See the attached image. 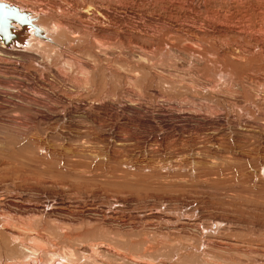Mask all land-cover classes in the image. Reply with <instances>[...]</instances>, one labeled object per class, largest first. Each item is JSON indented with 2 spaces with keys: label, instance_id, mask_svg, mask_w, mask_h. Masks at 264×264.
Masks as SVG:
<instances>
[{
  "label": "rangeland",
  "instance_id": "rangeland-1",
  "mask_svg": "<svg viewBox=\"0 0 264 264\" xmlns=\"http://www.w3.org/2000/svg\"><path fill=\"white\" fill-rule=\"evenodd\" d=\"M7 1L106 15L72 18L89 41L73 26L64 50H0V260L264 264V15L251 9L264 0Z\"/></svg>",
  "mask_w": 264,
  "mask_h": 264
},
{
  "label": "bare ground",
  "instance_id": "bare-ground-1",
  "mask_svg": "<svg viewBox=\"0 0 264 264\" xmlns=\"http://www.w3.org/2000/svg\"><path fill=\"white\" fill-rule=\"evenodd\" d=\"M66 1H67V0H66ZM74 1H75V0H74ZM74 1H73V2H74ZM93 1H95V0H93ZM97 1H98V0H97ZM113 1H114V0H113ZM180 1H181V0H180ZM208 1H209V0H207V2H208ZM217 1H218V0H217ZM223 1H224V0H223ZM227 1H228V0H227ZM258 1H259V0H252V2H258ZM0 2L7 3V4L11 5V6H17L21 11L28 12L29 15L33 18V22H34L33 27H29V26H27V28H24V27H22V26H21L20 24H18V23H14V24H13V31H14V33H15V32H17V33H18V32H22V36H21V37H22V41H23V43H21V44L18 43V44H16V45L9 46V45H6V44L1 40V37H0V50H3V51L5 50V52L8 51V53L11 52L10 54L13 53V54H15V55H22V53H23L24 51H26V47H27V46H30V43H31L32 41H36L37 43L35 42V44H39V45H38L39 47L47 46V47H49V48H51V49H55L56 51H57V50H64V49H62V48H64V47H65V44H68V43H65V44L61 43L62 40H64V39H62L63 37H61V36H63V34H64L65 32H68V33H69L70 31H68V30H70V29L73 30V26H75V27L78 29V31H79V32H78V31L76 30L77 33H79V36H81V37H78V38L81 39V38L83 37V35H84V34H83V35L81 34L82 31H80V30L82 29V27H83L84 25L86 26V24H84L85 22L83 23L84 25H81V26L78 25V27H79V28H78V27L74 24V23H76V22H73L74 20L76 21V19H80V18H81V19H84V20H85V19H88V20H89V18L92 19V17L95 16V15H97L98 13H99V14H102V15H104V16L106 15V13L103 12V9H97V10H100V11H98V13H95V15H94V13H92V12H95V11L91 10L90 8H89V10H87V12H86V8H87V7L85 8V6H86V5H90V4L92 3V2H90V0H89L90 3L87 2L88 4H86V3L83 4V3H82V5H83L84 8H85V11L83 10V12H80L79 14L77 13V15L80 16V18H76V16H75V17H71V19H72V18H76V19H74L73 21H72L71 19H69V17H70L69 15H68L69 17L67 18V16H66L65 14H63V12L66 10V7H65V10H64L63 12H62V9H63V8H62V9H61L62 14H61V13L59 14L58 10L60 9V7L58 8V10H56L57 12H52V13H50V12L53 11V10H51V8H50V11H49V10H46V9H49V8H47V7H46L45 10L48 11V12H45L43 9H42V10L40 9V10L32 11V10H30V9L27 10V9H25L24 7H21V6L17 5V4H15V3H12V1L10 2V1H7V0H0ZM45 2H46V1H45ZM58 2H59V1H58ZM71 2H72V1H71ZM73 2H72V3H73ZM224 2H225V1H224ZM248 2H249V1H248ZM46 3L50 4L49 1H47ZM54 3H55V2H54ZM54 3H53V4H54ZM56 3H57V1H56ZM59 3H60V2H59ZM59 3H57V7H58ZM66 3H67V2H66ZM66 3H64V4H66ZM76 3H78V4L81 5V3H79L78 1H77ZM76 3H75V4H76ZM109 3H110V2H109ZM122 3H123V2H122ZM175 3H176V2H175ZM196 3H197V2H196ZM209 3H210V2H209ZM60 4H61V3H60ZM73 4H74V3H73ZM85 4H86V5H85ZM92 4H93V5H90V6H94V3H92ZM96 4H97V3H96ZM216 4H217V3H216ZM221 4H223V3H222V0H221ZM224 4H227V3H224ZM55 5H56V4H55ZM98 5H101V4H98ZM98 5H97L96 7H98ZM209 5H210V4H209ZM51 6H53V5L51 4ZM51 6L49 5V7H51ZM60 6H62V5H60ZM63 6H64V5H63ZM72 6H73V5H72ZM111 6H112V5H111ZM124 6H125V5H124ZM221 6H222V5H221ZM238 6H240V5H238ZM55 7H56V6H55ZM57 7H56V8H57ZM73 7H74V6H73ZM76 7H78V6L76 5ZM100 7H102V6H99V8H100ZM185 7H186V6H185ZM52 8H53V7H52ZM68 8H69V7H68ZM70 8H71V7H70ZM70 8H69V9H70ZM74 8H75V7H74ZM74 8H73V9H74ZM81 8H82V7H81ZM91 8H94V7H91ZM103 8H104V7H103ZM113 8H114V7H113ZM168 8H169V7H168ZM193 8H194V7H193ZM235 8H236V6H235ZM238 8H239V7H238ZM249 8H250V7H249ZM261 8L264 9L263 4H262V6H260L259 8H256L255 5H254L253 7H251V9L253 10L252 12L255 13L256 15H261V14L264 15V13L261 12V11H262ZM69 9H68V12H69ZM75 9H76V8H75ZM105 9H106V7H105ZM110 9H111V8H110ZM114 9H115V8H114ZM71 10H72V9H71ZM97 10H96V12H97ZM116 10H117V8H116ZM188 10H189V9H188ZM54 11H55V10H54ZM66 11H67V10H66ZM74 11H75V10H74ZM74 11H73V13H74ZM76 11H79V10L77 9ZM81 11H82V10H81ZM117 11H118V10H117ZM119 11H120V10H119ZM173 11H174V10H173ZM156 12H157V11H156ZM163 12H164V11H163ZM177 12H178V11H177ZM64 13H65V12H64ZM66 13H67V12H66ZM110 13H111V12H110ZM67 14H68V13H67ZM75 14H76V13H74V15H75ZM99 14H98V15H99ZM111 14H112V13H111ZM184 14H185V13H184ZM74 15H73V16H74ZM98 15H97V16H98ZM107 15H108V14H107ZM71 16H72V14H71ZM100 16H101V15H100ZM100 16H99V18H100ZM104 16H103V17H104ZM109 16H110V15H109ZM114 16H115V15H114ZM189 16H190V15H189ZM192 16H193V15H192ZM95 17H96V16H95ZM95 17H94V18H95ZM115 17H116V16H115ZM117 17H118V16H117ZM179 17H180V16H179ZM222 17L224 18V16H222ZM225 17H226V15H225ZM262 17H263V16H262ZM99 18H97V21H98ZM101 18H102V17H101ZM101 18H100V19H101ZM109 18H110V17H109ZM109 18H108V19H109ZM113 18H114V17H113ZM223 18H221V19L223 20ZM263 18H264V17H263ZM121 19H122V17H121ZM179 19H180V18H179ZM183 19H184V18H183ZM186 19H187V17H186ZM188 19H189V18H188ZM193 19H194V18H193ZM218 19L220 20V18H218ZM259 19H260V18H259ZM45 20H49V21H50L49 24H47L48 21H45ZM88 20H87L86 22H87V23H90V22H89L90 20H89V21H88ZM94 20L96 21V19H94ZM103 20H104V19H103ZM105 20H106V19H105ZM190 20H191V19H190ZM195 20H196V19H195ZM202 20H203V19H202ZM215 20H216V19H215ZM222 20H221L220 22L223 24V23L225 22V21H224L225 19H224L223 21H222ZM260 20H261V19H260ZM263 20H264V19H262V21H263ZM77 21H78V20H77ZM80 21H81V20H79V22H80ZM92 21H93V20H92ZM95 21H93V23H94ZM101 21H102V20H101ZM110 21H111V20H110ZM110 21H109V23H110ZM171 21H172V20H171ZM174 21H175V20H174ZM187 21H188V20H187ZM187 21H185V22H187ZM206 21H207V20H206ZM209 21H210V20H209ZM217 21H218V20H217ZM217 21H216V22H217ZM226 21H227V20H226ZM105 22H106V21H105ZM116 22H117V20H116ZM129 22H131V21H129ZM176 22H177V21H176ZM178 22H179V20H178ZM180 22H181V21H180ZM191 22H192V21H191ZM197 22H198V21H197ZM199 22H200V21H199ZM220 22H219V23H220ZM77 23H78V22H77ZM81 23H82V22H81ZM95 23H96V22H95ZM95 23H94V24H95ZM99 23H100V21H99ZM106 23H107V22H106ZM113 23H114V22H113ZM174 23H175V22H174ZM182 23H183V22H182ZM182 23H181V24H182ZM188 23H189V22H188ZM200 23H201V22H200ZM211 23H212V22H211ZM219 23H218V24H219ZM221 23H220V24H221ZM225 23H227V22H225ZM232 23H233V22H232ZM90 24H92V23H90ZM102 24L104 25L105 23H102ZM125 24H127V23H125ZM130 24H131V23H130ZM170 24H171V23H170ZM185 24H186V23H185ZM192 24H193V23H192ZM192 24H191V25H192ZM204 24H206V23H204ZM212 24H213V23H212ZM214 24H216V23H214ZM214 24H213V25H214ZM229 24H231V23L229 22ZM263 24H264V22H263ZM87 25H88V24H87ZM98 25H100V24H98ZM107 25H109V24H107ZM110 25H111V24H110ZM206 25L209 26L208 24H206ZM213 25H212V26H213ZM89 26H90V25H89ZM95 26H96V24H95ZM185 26H187V25H185ZM193 26H194V25H193ZM197 26H199V25H197ZM215 26H216V25H215ZM215 26H214V27H215ZM217 26H218V25H217ZM222 26H223V25H222ZM224 26H225V25H224ZM224 26H223V29H224ZM28 27H29V28H28ZM36 27H38V28L41 30L43 36H45L44 38H42V37L39 36V35H35ZM87 27H88V26H87ZM91 27H93V26L91 25ZM96 27H97V26H96ZM106 27H107V26L105 25V30H106ZM177 27H178V26H177ZM187 27H188V26H187ZM199 27H201V26H199ZM199 27H197V28H199ZM202 27H203V25H202ZM225 27H227V25H226ZM228 27H229V26H228ZM85 28H86V27H85ZM85 28H84V29H85ZM89 28H90V27H89ZM93 28H94V27H93ZM99 28H100V26H99ZM128 28H129V27H128ZM135 28H136V27H135ZM184 28H186V27H184ZM190 28H191V27H190ZM27 29H28V30H27ZM91 29H92V28H91ZM94 29H95V28H94ZM94 29H92L93 32H94ZM100 29H104V28L101 27ZM100 29H99V30H100ZM176 29H177V28H176ZM182 29H183V28H182ZM193 29L196 30V28H193ZM225 29H226V28H225ZM261 29H262V28H261ZM85 30H86V29H85ZM114 30L117 31V28L114 29ZM128 30H130V29H128ZM138 30H140V29H138ZM174 30H175V29H174ZM178 30L181 31L179 28H178ZM184 30H185V29H184ZM190 30H191V29H190ZM195 30H193V31H195ZM212 30H213V29H212ZM212 30H211V31H212ZM235 30H236V29H235ZM76 31H74V32L71 31V32H72L73 34H76ZM89 31H90V30H88V33H89ZM103 31H104V30H103ZM131 31H132V29H131ZM134 31H137V29L134 30ZM143 31H144V30H143ZM172 31H173V30H172ZM198 31H199V30H198ZM198 31H197V32H198ZM220 31H221V29H220ZM226 31H227V30H226ZM232 31H233V30H232ZM232 31H231V32H232ZM84 32H85V31H84ZM91 32H92V31H91ZM91 32H90V33H91ZM93 32H92V37H93V35H94V33H95L96 31H95L94 33H93ZM127 32H128V31H127ZM170 32H171V31H170ZM173 32H174V31H173ZM176 32H178V31H176ZM212 32H213V31H212ZM224 32H225V31H224ZM228 32H229V31H228ZM228 32H227V33H228ZM236 32H237V31H236ZM236 32H235V33H236ZM90 33H89V34H90ZM99 33H100V32H99ZM107 33H108V32H107ZM114 33H115V32H114ZM114 33H113V34H114ZM143 33H145V32H143ZM168 33H169V32H168ZM180 33H181V32H180ZM210 33H211V32H210ZM214 33H215V32H214ZM214 33H213V34H214ZM233 33H234V32H233ZM73 34H72V35H73ZM89 34H88V36H89V38H90L91 34H90V35H89ZM95 34H97V32H96ZM116 34H117V33H116ZM136 34H137V33H136ZM139 34H140V32H139ZM146 34H147V33H146ZM166 34H167V33H166ZM166 34H163V36H164V35L166 36ZM222 34H226V33H222ZM66 35H68V34L66 33ZM70 35H71V34H69L68 36H70ZM72 35H71V36H72ZM86 35H87V34H86ZM97 35H98V34H97ZM97 35H96L95 37H97ZM99 35H100V34H99ZM101 35H102V33H101ZM103 35H105V34H103ZM103 35H102V36H103ZM108 35H110V34H107V36H108ZM167 35H168V34H167ZM207 35H208V34H207ZM219 35H220V34H219ZM71 36H70V37H71ZM107 36H106V37H107ZM117 36H118V34H117ZM133 36H134V35H133ZM135 36H136V35H135ZM135 36H134V37H135ZM171 36H172V35H171ZM176 36H178V35H174L173 37H176ZM184 36H185V35H184ZM210 36H211V35H210ZM226 36H227V35H226ZM60 37H61V38H60ZM70 37H69V38H70ZM73 37H74V36H73ZM73 37H71V39H72ZM95 37H94V39H95ZM98 37H100V36H98ZM98 37L96 38V41L99 39ZM103 37H104V36H103ZM106 37H104L103 40H105ZM114 37H115V36H114ZM114 37H113V39H114ZM118 37H119V36H118ZM118 37H117V39H118ZM139 37H140V36H139ZM161 37H162V36H161ZM166 37H167V36H166ZM178 37H179V36H178ZM178 37H176V38H178ZM180 37H181V34H180ZM221 37H222V36H221ZM59 38H60V39H59ZM64 38H65V37H64ZM75 38H77V36H76ZM86 38H87V37H86ZM89 38H88V39H89ZM120 38H121V37H120ZM130 38H131V37H130ZM146 38H147V37H146ZM159 38H160V37H159ZM159 38H158V41L161 40V39H163L164 37H162L161 39H159ZM202 38H203V37H202ZM61 39H62V40H61ZM82 39H84V38H82ZM101 39H102V38H100V40H101ZM107 39H108V38H107ZM109 39H110V37H109ZM117 39H116V40H117ZM141 39H142V38H141ZM144 39H145V38H144ZM166 39H167V38H166ZM178 39H179V41H181V42H182V41L185 42V40H186V39L180 40V39H182V38H178ZM59 40H61V42H60ZM72 40H74V39H72ZM78 40H79V39H78ZM78 40H75V42H74V43L77 44V45L80 43V40H79V43H77ZM84 40H85V39H84ZM84 40H83V41H84ZM90 40H91V39H90ZM110 40H111V39H110ZM110 40H109V42H110ZM116 40H115V41H116ZM118 40H120V39H118ZM130 40H132V38H131ZM153 40H154V39H153ZM163 40H164V39H163ZM167 40H169V37H168ZM167 40H166V41H165V40H164V41H159V42H162V43L165 42V43H166ZM83 41H81V43L84 44V45H86L85 43H83ZM86 41L88 42L89 40H85L84 42H86ZM92 41H93V39H92ZM101 41H102V40H101ZM101 41H97V42L100 43ZM105 41H106V40H105ZM111 41H112V40H111ZM121 41H123V40H121ZM121 41H119V42L121 43ZM134 41H135V39H134ZM148 41H152V38H151V40H148ZM202 41H203V43L200 41V42H201V45L204 44V40H202ZM65 42H66V41H65ZM67 42H68V41H67ZM90 42H91V41H90ZM97 42H96L97 46H95V47H97L96 50H98V48H99V49L101 48V49L103 50L104 47L102 48V47L100 46V44H98ZM102 42H103V41H102ZM102 42H101V43H102ZM72 43H73V42H72ZM74 43H73V44H74ZM81 43H80V46H81ZM91 43H92V42H91ZM103 43H104V42H103ZM115 43H117V42H115ZM120 43H119V44H120ZM144 43H148V42H144ZM149 43H150V42H149ZM152 43H156V41H154V42H152ZM167 43H168V42H167ZM170 43H171V42H170ZM172 43H174V41H173ZM185 43H186V42H185ZM185 43H183V44H185ZM89 44H90V43H89ZM110 44H111V48L114 47V46H112L113 44H112L111 42H110ZM130 44H132V41H131ZM133 44H134V43H133ZM133 44H132V45H133ZM174 44H175V46H176V43H174ZM174 44H172V45H174ZM178 44H179V43H178ZM190 44H191V43H190ZM190 44H189V46H190ZM192 44H193V42H192ZM25 45H26V46H25ZM62 45H63L64 47H62ZM68 45H69V44H68ZM91 45H92V44H91ZM98 45H99L100 47H99ZM101 45H103V44H101ZM105 45H107V44L105 43L104 46H105ZM145 45H146V44H145ZM153 45H154V44L150 45V47L153 46ZM155 45H156V44H155ZM161 45L163 46V44H161ZM197 45H198L197 43H196V45L194 44V46H195L197 49L200 48L199 45H198V46H197ZM201 45H200V46H201ZM73 46H74V45H73ZM116 46H118V48H119V47H120V48L122 47L123 49H125V48H124V47H125V42H124V46H123V43H122V45H118V44H116ZM135 46L137 47L136 44L133 45V47H135ZM157 46H158V45H157ZM180 46H181V45H180ZM185 46H186V45H185ZM204 46H205V45H204ZM91 47H93V46H91ZM106 47L109 48L108 46H105V48H106ZM145 47H147V45H146ZM154 47H155V46H154ZM171 47H172V46H171ZM205 47H206V46H205ZM205 47H204V49H205ZM29 48H30V47H29ZM71 48H72V47H71ZM83 48H85V47L83 46ZM86 48H87V47H86ZM93 48H94V47H93ZM105 48H104V49H105ZM107 48H106L105 50H109V49H107ZM114 48H115V47H114ZM122 48H121V49H122ZM128 48H130V49L132 50V47H131V46L128 47ZM157 48H159V47H157ZM177 48H180V47L177 46ZM183 48H184V46H183ZM186 48H187V47H186ZM192 48H193V46H190V50H191ZM201 48H203V47H201ZM208 48H209V47H206V50H205V51H208ZM79 49H80V48H79ZM81 49H82V47H81ZM112 49H113V48H112ZM172 49H173V48H172ZM172 49H171V50H172ZM181 49H182V48H180V50L177 49V50L180 51V54L183 53V52L185 51V49H183L184 51L182 50L183 52H181ZM204 49H200L201 52H202V55H203V56H202V55H199V54H201V53H200V50L198 49V50H199V51H198L199 54L196 53L197 51L195 52L194 50H191L192 55H191L190 57L194 56V55H193V54H194L193 51H194V52L196 53V57H197V54H198L199 57L202 56L203 59H206V58H204V56L207 55V53H208L209 51L206 52L205 55H204V54H203V53H204V51H203ZM66 50H67V49H66ZM92 50L95 51V49H92ZM102 50H101V54H102V53L104 54V52H103L104 50H103V51H102ZM117 50H118V49H117ZM139 50H140V49H139ZM163 50H164V49H163ZM175 50H176V49H175ZM177 50H176V51H177ZM187 50H188L187 52L190 54V50H189V49H187ZM76 51H77V49H76ZM85 51H86V50H85ZM85 51H84V53L87 54V52H85ZM113 51L115 52V50H113ZM140 51H141V50H140ZM148 51H149V50H148ZM210 51H212L211 48H210ZM250 51H251V50H250ZM91 52H92V51H91ZM97 52H98V51H97ZM107 52H108V51H107ZM114 52H112V53H114ZM158 52H159V51H158ZM158 52H157V49H156V52H154L155 55H156V53H158ZM187 52L185 51L186 54H187ZM252 52H253V51H252ZM76 53H77V52H76ZM172 53H173V52H172ZM174 53H175V52H174ZM178 53H179V52H178ZM24 54H25V52H24ZM81 54H83L82 50H81ZM85 54H83V55L86 56ZM114 54H115V53H114ZM149 54H150V53H149ZM159 54H160V53H158L157 55H159ZM211 54H212V53H210V55H211ZM254 54H255V53H254ZM96 55H97V54H96ZM96 55H95V56H96ZM108 55H109V54H108ZM108 55H107V56H108ZM110 55H111V54H110ZM136 55H137V54H136ZM160 55H161V54H160ZM177 55H178V54H177ZM181 55H182V54H181ZM212 55H214V54H212ZM212 55H211V57H212ZM249 55H250V54H249ZM260 55H261V54H259V57H260ZM105 56H106V55H105ZM208 56H209V55H208ZM251 56H253V54H252ZM87 57H88V56H87ZM98 57H99V56H98ZM98 57L96 56V58H98ZM102 57H104V55H103ZM111 57H114V55L111 56ZM135 57H136V56H135ZM161 57L164 58L163 56H161ZM181 57H182V56H181ZM184 57H185V55H184ZM199 57H198V59L201 60V57H200V58H199ZM205 57H207V56H205ZM211 57H207L206 60L211 61V60H210ZM216 57H217V58L214 57V60L212 59L214 62H215V60H218V58H219L218 56H216ZM220 57H221V56H220ZM256 57H258V56H256ZM256 57H255V58H256ZM46 58H47V57H46ZM88 58H89V57H88ZM88 58H87V59H88ZM92 58L94 59V56H92ZM92 58H91V59H92ZM99 58L101 59V57H99ZM99 58H98V60H100ZM138 58H139V56H138ZM167 58H168V57H167ZM167 58H166V59H167ZM186 58L188 59L189 57L186 56ZM208 58H210V59H208ZM114 59H115V58H114ZM184 59H185V58H184ZM190 59H191V58H190ZM203 59H202V61L204 62L205 60H203ZM219 59H221V60H222V64L225 65V63H226L225 57L223 58V59L225 60V63H223L224 60H223L222 58H219ZM60 60H61V59H60ZM94 60H96V59H94ZM144 60H145V59H143V61H144ZM194 60H195V59H194ZM221 60H220V61L218 60V62H219L220 65H221ZM96 61H97V60H96ZM138 61H139V60H138ZM141 61H142V60H141ZM141 61H140V62H141ZM192 61H193V59H192ZM202 61H201V62H202ZM209 61H208V62H209ZM227 61H228V60H227ZM260 61H261V60H260ZM94 62H95V61H94ZM100 62H101V61H100ZM124 62H125V61H124ZM208 62H206V63H207V65H209V66H211L212 64H215L214 67H213V66L211 67V69H212V68H215L216 70H217V69H220V68L217 67V63H218V62H215V63L213 62L212 64L210 63L211 65L208 64ZM228 62H229V61H228ZM159 63H160V61H159ZM204 63H205V62H204ZM206 63H205V65H206ZM250 63H251V62H250ZM82 64H83V63H82ZM145 64H146V63H145ZM227 64H229V63H227ZM69 65H70V64H69ZM79 65H80V64H79ZM229 65H232V64H229ZM229 65H228V67H227V65H226V67L229 68ZM221 66H222V65H221ZM202 67H203V66H202ZM226 67L224 66V67H222V68H226ZM85 68H86V67H85ZM182 69H183V68H182ZM201 69H203V68H201ZM231 69H232V68H231ZM234 69H235V68L233 67L232 70H234ZM85 70H86V69H85ZM143 70H144V69H143ZM203 70L205 71V69H203ZM203 70H202V71H203ZM225 70H226V69H224V71H223V70H222V71L225 73V72H226ZM229 70H230V69H229ZM144 71H145V70H144ZM227 71H228V69H227ZM230 72H231V70H230ZM234 72H236V70L233 71V73H234ZM240 72H241V71H240ZM147 73H148V72H147ZM211 73H212V72H211ZM221 73H222V72H221ZM224 73H222V74H224ZM227 73H228V72H226L225 75L229 76V73H228V74H227ZM231 73H232V72H231ZM167 74H168V73H167ZM205 74H206V73H205ZM208 74H209V73H208ZM217 74H218V73H217ZM219 74H220V73H219ZM190 75H191V74H190ZM198 75H200V74H198ZM206 75H207V74H206ZM213 75H215V74H213ZM213 75H212V77H213ZM225 75H224V76H225ZM236 75H237V74H236ZM169 76H170V74H169ZM178 76H179V75H178ZM188 76H189V75H188ZM200 76H201V75H200ZM200 76H198V77H200ZM202 76H204V75H202ZM210 76H211V75H210ZM210 76H208V77H210ZM227 76H226V77H227ZM85 77H86V76H85ZM157 77H158V76H157ZM205 77H206V76H205ZM212 77H210V78L212 79ZM216 77H217V76H216ZM231 77H232V79L234 78L233 76H231ZM200 78H201V77H200ZM213 78H214V77H213ZM198 79H199V78H198ZM208 79H209V78H208ZM208 79H207V80H208ZM228 79H230V77H228ZM228 79H227V80H228ZM217 80H218V79H216V82H217ZM209 81H210V80H209ZM84 82H85V81H84ZM88 82H89V81H88ZM124 82H125V81H124ZM138 82H139V81H138ZM216 82H214V83H216ZM220 82H221V81H220ZM220 82H219V83H220ZM260 82H261V81H260ZM210 83H211V82H210ZM214 83H213V84H214ZM200 84H201V83H200ZM213 84H212V85H213ZM220 84H221V83H220ZM96 85H97V84H96ZM179 85H180V84H179ZM215 85H216V84H215ZM129 86H130V85H129ZM167 86H169V85H166V87H167ZM195 86H196V85H195ZM202 86H203V85H202ZM216 86H217V85H216ZM213 87H215V86H213ZM201 88H202V87H201ZM205 88H206V86H205ZM207 88H208V87H207ZM227 88H228V87H227ZM174 90H175V89H174ZM143 91H144V90H143ZM218 91H219V90H218ZM216 92H217V91H216ZM206 93H207V92H206ZM203 97H204V96H203ZM212 99H213V98H212ZM256 100H257V99H256ZM262 101H264V98L262 99ZM251 102H252V101H251ZM256 102H257V101H256ZM252 104H253V103H252ZM257 104H258V103H257ZM260 104H261V103H260ZM258 105H259V104H258ZM221 107H222V106H221ZM256 107H257V106H256ZM259 107H260V106H259ZM234 108H235V107H234ZM253 108H254V107H253ZM260 108H261V107H260ZM255 109H256V108H255ZM256 110H257V109H256ZM254 112H255V111H254ZM248 113H250V112H248ZM256 113H257V112H256ZM263 113H264V112H263ZM250 115H251V114H250ZM260 116H261V115H260ZM212 140H213V139H212ZM222 140H223V139H222ZM218 144H220V143H218ZM222 144H223V143H222ZM222 144H221V145H222ZM218 146H219V145H218ZM186 147H187V146H186ZM186 155H187V154H186ZM204 156H205V155H204ZM230 157H231V156H230ZM76 238H77V237H76ZM1 239H3V238H1ZM15 239H16V238H15ZM34 239H35V240H34ZM36 240H37V237L31 239V241H33V242H36ZM40 240L42 241V239H40ZM31 241H29V242L31 243ZM148 241H149V240H148ZM42 242H43V241H42ZM48 242H49V241H48ZM36 243L39 244V241H37ZM95 243H96V242H95ZM40 244L42 245L41 242H40ZM44 244H46V241H45ZM28 245H29V244H28ZM94 245H95V244H94ZM25 246H26V245H24V248L26 249ZM35 247H38V248L40 249V245H39V246H35ZM43 247H44V246H43ZM45 247H46V246H45ZM52 247H53V245H52ZM54 247H55V246H54ZM126 247H127V246H126ZM41 248H42V247H41ZM47 248H48V247H47ZM55 248H56V247H55ZM57 248H58V247H57ZM66 248H67V247H66ZM66 248H65V249H66ZM69 248H72V247L69 246ZM28 249H29V246H28ZM31 249H32V251H33V249H37V248H34V247L31 246L30 250H31ZM49 249H50V248H49ZM96 249H97V248H96ZM30 250H29V251H30ZM40 250H41V251H44V250H47V249H43V250L40 249ZM59 250H60V249H59ZM59 250H58L57 252H59ZM61 250H62V249H61ZM71 250H72V249H71ZM91 250H92V249H91ZM111 250H112V249H111ZM22 251H23V250H22ZM35 251H36V250H35ZM37 251L39 252V250H37ZM49 251H50V250H49ZM52 251H53V250H52ZM63 251H64V250H62V253H63ZM65 251H66V250H65ZM84 251H85V250H83V252H84ZM101 251H102V250H101ZM131 251H132V250H131ZM24 252H26V250H24ZM30 252H31V251H30ZM33 252H34V251H33ZM44 252H45V251H44ZM68 252H70L69 249H68ZM94 252H97V251L95 250ZM109 252H110V251H109ZM34 253H35V252H34ZM45 253L47 254V252H45ZM89 253H90V252H89ZM89 253H88V254H89ZM98 253H99V251H98ZM102 253H103V252H102ZM104 253H105V252H104ZM16 254H18V255H19V254L22 255L20 252H18V253H16ZM16 254H13L14 257L11 256V255L8 256V258L10 257L8 260H5V261H3V260L1 261V260H0V264H32L30 260H27V258H26V259L23 258V255H24V254L22 255V257H21L20 255H19V256H18V255L16 256ZM26 254H27V256H28L29 253L26 252ZM31 254H32V253H31ZM36 254H38V253H36ZM42 254H44V253H42ZM46 254H45V255H46ZM48 254H50V253L48 252ZM48 254L46 255L47 257H49ZM70 254H71V253H70ZM78 254H80V253H78ZM78 254H77V255H78ZM85 254H86V251H85ZM92 254H94V253L92 252ZM105 254H106V253H105ZM105 254H103V255L105 256ZM107 254H108V252H107ZM32 255H34V254H32ZM45 255H44V256H45ZM55 255H56V254H55ZM60 255H61V254H60ZM62 255H63V254H62ZM71 255H72V254H71ZM80 255H83V254H80ZM80 255H79V257H83V256H80ZM99 255H100V254H99ZM24 256H26V255H24ZM34 256L36 257L37 255H34ZM39 256L41 257L40 254H39ZM46 256H45V260H47ZM66 256H67V259H68V254L65 255V258H64V259H66ZM72 256H73V255H72ZM86 256L88 257L87 254H86ZM89 256H90V255H89ZM92 256L94 257V255H91V257H92ZM96 256H97V255H96V253H95V257H94L95 260H97V258L100 257V256H98V257H96ZM101 256H102V254H101ZM104 256L100 257V259H102ZM115 256H116V255H115ZM2 257H3V256H2ZM35 257H33V258H35ZM52 257H54V256L52 255ZM58 257H59V256H58ZM58 257H57V259H58ZM76 257H78V256H76ZM79 257H78V258H79ZM93 257H92V258H93ZM111 257H112V256H111ZM151 257H152V256H151ZM22 258H23V259H22ZM31 258H32V257H31ZM37 258H39V257H37ZM43 258H44V257H43ZM71 258H72V257H71ZM74 258H75V257H74ZM83 258H84V259H83ZM83 258H81L80 260H81V261L86 260L85 257H83ZM88 258H89V257H88ZM104 258H106V257H104ZM5 259H6V258H5ZM60 259H61V258H60ZM64 259H62L63 261H62V260H61V261L58 260V262H56V263L54 262V263H55V264H61L62 262L65 263L66 261H65ZM67 259H66V260H67ZM106 259H107V258H106ZM106 259H104L105 262H106ZM111 259H112V258H111ZM39 260H40V259H39ZM49 260H50V262L52 261V259H49ZM93 260H94V259H93ZM104 260H102V261H104ZM113 260H114V259H113ZM42 261L44 262L43 259H42ZM59 261H60L61 263H59ZM73 261H74V259H73ZM99 261H101V260H99ZM32 262H33V261H32ZM34 262H36V261H34ZM43 262H41V264H44ZM52 262H53V261H52ZM67 262L69 263V261H67ZM67 262H66V263H67ZM70 262H71V260H70ZM76 262H79V261H77V259H76ZM76 262H74V264H75ZM85 262H86V261H85ZM121 262H122V261H121ZM138 262H139V261H138ZM36 263H37V262H36ZM48 263H49V262H48ZM66 263H65V264H66ZM79 263H80V262H79ZM79 263H76V264H79ZM88 263H89V262H88ZM90 263H91V262H90ZM90 263H89V264H90ZM94 263H95V264H96V263H97V264H101L102 262L99 263V262L97 261V262H94ZM106 263H107V262H106ZM38 264H39V263H38ZM45 264H46V262H45ZM49 264H50V263H49ZM71 264H72V263H71Z\"/></svg>",
  "mask_w": 264,
  "mask_h": 264
},
{
  "label": "water",
  "instance_id": "water-1",
  "mask_svg": "<svg viewBox=\"0 0 264 264\" xmlns=\"http://www.w3.org/2000/svg\"><path fill=\"white\" fill-rule=\"evenodd\" d=\"M14 23H18L24 28H27V26L33 27L34 24L33 18L28 12L21 11L17 6L0 2V37L9 46L23 43L22 32L14 33L13 31ZM35 35H39L42 38L45 37L38 27H36Z\"/></svg>",
  "mask_w": 264,
  "mask_h": 264
}]
</instances>
